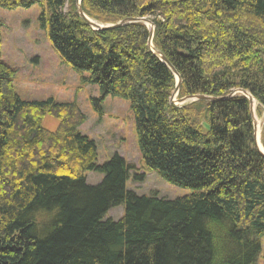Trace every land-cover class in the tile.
Here are the masks:
<instances>
[{"label": "trees", "instance_id": "trees-1", "mask_svg": "<svg viewBox=\"0 0 264 264\" xmlns=\"http://www.w3.org/2000/svg\"><path fill=\"white\" fill-rule=\"evenodd\" d=\"M41 6L40 25L81 83L130 101L145 165L191 193L170 199L127 188L134 165L97 163L76 101L24 99L2 60L0 21V264H253L264 235V155L248 98L171 101L177 78L149 48L141 22L96 30L77 0H0ZM102 24L155 23L154 46L181 76L178 97L257 100L264 147V0H82ZM87 72L88 75L84 73ZM47 115L59 119L52 131ZM104 175L98 184L87 172ZM145 173L135 174L144 179ZM124 206L120 219H105Z\"/></svg>", "mask_w": 264, "mask_h": 264}, {"label": "rangeland", "instance_id": "rangeland-1", "mask_svg": "<svg viewBox=\"0 0 264 264\" xmlns=\"http://www.w3.org/2000/svg\"><path fill=\"white\" fill-rule=\"evenodd\" d=\"M40 13L39 4L12 9L0 6L2 60L17 70L14 84L20 96L28 100L52 97L60 102L76 101L87 116L79 130L96 141L97 163L102 164L118 153L133 164L127 188L138 195L157 194L159 197L175 199L191 193L190 188L167 181L157 170L145 165L128 99L108 95L101 104V110L95 109L90 99L100 97L102 91L95 84L84 86L78 72L63 62L54 51L40 25ZM84 74L88 75L87 72ZM42 125L54 131L59 125V119L47 115ZM141 173H145L144 179L134 178L135 174ZM86 176L90 184H98L104 177L97 171H88ZM123 212L124 206L114 207L109 210L105 219L118 220ZM261 244V252L253 264H264V235L261 237Z\"/></svg>", "mask_w": 264, "mask_h": 264}, {"label": "water", "instance_id": "water-1", "mask_svg": "<svg viewBox=\"0 0 264 264\" xmlns=\"http://www.w3.org/2000/svg\"><path fill=\"white\" fill-rule=\"evenodd\" d=\"M82 0H77V11L79 13V15L84 18L86 20L87 23L90 24V26H92L94 29L96 30H107V29H112V28H116V27H120L129 23H136V22H141L146 24L147 26H150V36L148 39V45L149 48L151 49V51L161 60L163 61L169 68L170 70L175 74L176 78H177V84H176V88L173 91L171 100L177 104V105H184L187 103H192L194 101L197 100H209V101H219V100H224L226 98H229L237 93H242L243 95H245L248 100H249V104H250V111L253 117V129H254V141H255V145L256 147L261 151V153L264 155V147L262 144V147L259 144V137L261 140V128H260V121L257 117V113H256V102H255V98L253 97V95L246 90H242V89H236L232 92V94L228 95V96H222V97H213L210 95H205V94H189L187 96L175 99V97L178 95L180 87H181V76L179 75V73L177 72V70L175 69L174 65L168 60V58L163 54L162 51H160L159 49H157L154 44H153V37H154V30H155V23L147 17H127L123 20H121L120 22L116 23V24H102V23H97L94 20L90 19L84 12L82 5H81Z\"/></svg>", "mask_w": 264, "mask_h": 264}, {"label": "bare ground", "instance_id": "bare-ground-1", "mask_svg": "<svg viewBox=\"0 0 264 264\" xmlns=\"http://www.w3.org/2000/svg\"><path fill=\"white\" fill-rule=\"evenodd\" d=\"M259 144H260V146L262 147V144H261V140H260V137H259Z\"/></svg>", "mask_w": 264, "mask_h": 264}]
</instances>
